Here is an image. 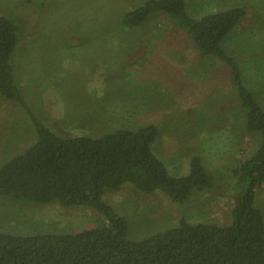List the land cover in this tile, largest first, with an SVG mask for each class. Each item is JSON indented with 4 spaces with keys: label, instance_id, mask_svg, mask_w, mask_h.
<instances>
[{
    "label": "rangeland",
    "instance_id": "374dc122",
    "mask_svg": "<svg viewBox=\"0 0 264 264\" xmlns=\"http://www.w3.org/2000/svg\"><path fill=\"white\" fill-rule=\"evenodd\" d=\"M143 1L0 0V16L12 15L21 25L12 66L36 119L63 137L152 123L158 132L151 152L169 174L185 175L196 155L212 175V187L183 204L129 185L106 193L103 200L127 219L132 240L173 226L181 216L229 223L238 191L230 171L259 143L244 130L230 67L221 58L201 54L160 14L137 28L122 26V14ZM234 5L246 7L247 15L222 48L236 59L242 84L264 109V0H186V12L198 18ZM34 136L27 109L0 98V165ZM254 205L264 215V182ZM99 214L88 206L0 198V230L15 235L76 232L97 225Z\"/></svg>",
    "mask_w": 264,
    "mask_h": 264
},
{
    "label": "trees",
    "instance_id": "16d2710c",
    "mask_svg": "<svg viewBox=\"0 0 264 264\" xmlns=\"http://www.w3.org/2000/svg\"><path fill=\"white\" fill-rule=\"evenodd\" d=\"M157 14L169 19L173 29L184 31L201 54L217 56L230 67L244 111V130L259 141L230 171L238 188L230 222H190L181 216L164 230L129 239L127 219L103 200L106 193L129 185L135 192H160L183 204L192 193L209 190L212 175L196 155L189 159L185 175L169 174L151 152L158 132L152 123L98 136L57 135L24 102L12 66L21 25L14 16L1 15L0 98L27 109L35 136L0 165V198L88 206L100 213V219L93 227L71 233L15 235L0 230V264H264V215L254 205L255 190L264 182V109L242 84L236 59L222 48L247 15L246 7L234 5L194 18L186 12V0H144L122 14L121 24L137 28Z\"/></svg>",
    "mask_w": 264,
    "mask_h": 264
}]
</instances>
